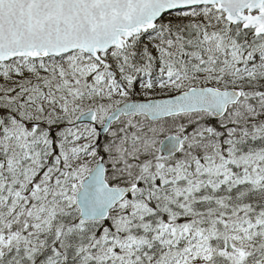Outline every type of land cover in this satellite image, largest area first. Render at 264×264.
<instances>
[{
    "label": "snow or ice",
    "instance_id": "1",
    "mask_svg": "<svg viewBox=\"0 0 264 264\" xmlns=\"http://www.w3.org/2000/svg\"><path fill=\"white\" fill-rule=\"evenodd\" d=\"M0 264H264V0H0Z\"/></svg>",
    "mask_w": 264,
    "mask_h": 264
}]
</instances>
